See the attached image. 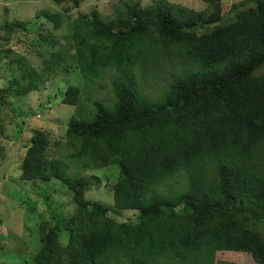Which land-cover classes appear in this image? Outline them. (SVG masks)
Segmentation results:
<instances>
[{
	"label": "trees",
	"instance_id": "1",
	"mask_svg": "<svg viewBox=\"0 0 264 264\" xmlns=\"http://www.w3.org/2000/svg\"><path fill=\"white\" fill-rule=\"evenodd\" d=\"M53 1L62 12L42 16L60 30L85 0ZM201 1L208 11L121 1L112 18L79 15L67 46L39 35L41 72L19 60L29 88L71 70L85 81L62 100L76 108L65 136L35 128L23 145L21 180L61 181L76 206L58 224L41 220L27 264H264V0L225 17L223 0ZM4 24L9 36L28 27ZM104 79L112 90L100 99ZM86 90L89 119L78 114ZM69 157L119 174L71 175ZM104 185L113 205L86 199Z\"/></svg>",
	"mask_w": 264,
	"mask_h": 264
},
{
	"label": "rangeland",
	"instance_id": "2",
	"mask_svg": "<svg viewBox=\"0 0 264 264\" xmlns=\"http://www.w3.org/2000/svg\"><path fill=\"white\" fill-rule=\"evenodd\" d=\"M121 1L126 0H85L78 8H73L65 14L62 29L56 30L54 25L42 16V12L46 10L62 12L61 6L53 0H0V26L14 20L26 22L28 26L26 32L19 29L13 36H9L6 30L0 27V55L8 51L7 58L9 57L0 59V264L30 263L41 248V220L55 225L76 210L72 194L63 182L21 180L20 161L25 154L23 145L27 143L33 129L47 131L52 139L65 136L76 108L63 103L62 100L69 86L84 88V78L79 70H71L70 73H61L48 81L43 80L44 84L40 81L38 91V88H29V81H25L19 73L16 68L20 66L19 60L25 61L27 69L41 72L44 66L42 55L38 51L46 54L48 50L40 46L39 35H55L60 38L61 45L67 46V38H70L73 32V21L79 15L97 11L106 19L112 18L115 7ZM133 1L149 5L159 0ZM163 1L198 12L209 10V6L201 0ZM244 2L246 7L251 0H223V16H227L234 5ZM7 38L10 40L7 41ZM17 80L20 85L15 90L11 89V85H16ZM103 81L107 88L102 89L101 82L97 85L96 95L100 99L109 97L112 90L108 79ZM91 92L92 90L84 92L78 110V114L87 119L92 117L94 111L93 105L86 100ZM61 153L67 154L64 149ZM61 161L71 175L78 177L119 174L115 166L85 171L78 161L71 157ZM4 170L6 174L3 176ZM85 197L89 201L113 205V193L109 192L105 185L98 189L93 188ZM22 201L25 203L22 204ZM66 239L67 232L63 231V244Z\"/></svg>",
	"mask_w": 264,
	"mask_h": 264
}]
</instances>
